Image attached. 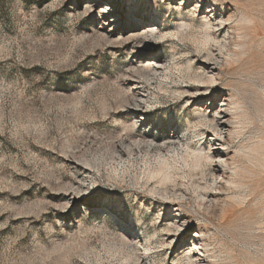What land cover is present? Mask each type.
Instances as JSON below:
<instances>
[{
	"label": "rangeland",
	"instance_id": "obj_1",
	"mask_svg": "<svg viewBox=\"0 0 264 264\" xmlns=\"http://www.w3.org/2000/svg\"><path fill=\"white\" fill-rule=\"evenodd\" d=\"M65 2V17L75 22L65 21L66 31L56 39L51 29L40 33L43 22L37 26L31 20L39 0L31 8L0 0L15 32L7 38L0 33V46L7 44L28 64L39 60L52 67L68 58L83 65L81 77L101 67L120 70L100 71L84 83L76 77L53 79L64 87L76 82L72 93L34 92L22 77L20 97H9L8 106L0 84V128L8 123L14 133L21 121L33 133L46 132L41 150L53 157L33 155L19 138L13 141L17 152L0 150V160L7 158L17 169L0 174V188L19 190L0 202V213L16 225L13 235L27 238L33 216L51 217L43 230L48 243L36 234L31 254L5 245L0 264H63L62 254L48 256L56 244L73 245L81 224L76 212L87 204L79 202L81 193L97 183L125 194L120 206L131 211L117 216L119 235L105 232L102 218L96 223L98 230L90 232L94 250H83L81 264H167L170 248L186 244L200 255L189 254L184 264H264V0H203V8L193 0H186L191 8L185 0H160L163 7L155 10V0H92L84 4L87 16L78 7L84 0ZM197 12L199 26L190 24ZM62 20L58 16L53 23ZM196 27L206 34L196 35L191 30ZM213 81L210 99L198 95ZM84 88L89 102L82 100L78 118L72 117L66 105ZM37 95L39 106L28 102ZM185 100L199 102L195 121L181 119L188 105H177ZM169 109L174 122L152 116L163 112L168 120ZM97 113L120 131L101 134L94 127ZM133 126L139 134L126 131ZM72 201L78 202L63 208ZM103 211L93 207L97 215Z\"/></svg>",
	"mask_w": 264,
	"mask_h": 264
},
{
	"label": "snow or ice",
	"instance_id": "obj_2",
	"mask_svg": "<svg viewBox=\"0 0 264 264\" xmlns=\"http://www.w3.org/2000/svg\"><path fill=\"white\" fill-rule=\"evenodd\" d=\"M17 2L23 5L25 8H31L33 4H36L37 0H17ZM92 0H84V3L78 5L80 9H83L81 15L87 16L89 11L84 8L85 3H91ZM151 2V0H150ZM172 4H180L181 0H167ZM193 5H198L200 8L204 7L203 0H193ZM157 6L163 7V4L160 3V0H155V3L152 4L153 9ZM38 11H36L31 20L34 25L39 26L41 22H43V27H40L39 31L43 35L46 30L51 29L54 33V38L59 39V34L66 31L64 27V22L74 23V18L69 20L65 17V12L68 10L67 2L61 4V0H39V4L37 5ZM185 7L191 8L192 5H188L185 0ZM219 7V5H217ZM225 7H228L225 4ZM62 17V20L58 25L54 24L53 21L56 17ZM188 19V17H184ZM0 33H4L6 38L15 35L14 29L11 25L10 18L6 17L3 14V9L0 8ZM202 21L200 19V15L197 12L196 19L190 21V24H195L197 26L201 25ZM159 27V24H157ZM190 26V25H189ZM189 26H186L189 27ZM147 27V25H146ZM196 35L203 36L205 35V30L202 27H196L191 29ZM183 31V29H182ZM25 39H32L31 36L25 37ZM172 39H176L175 36ZM36 43L35 40L32 41ZM2 51H0V84H3V104L8 106L9 97H14L18 99L20 97V91H17L20 80L22 77H28L31 85L33 87V91L37 92L39 89H48L53 90L54 88L59 91H67L69 93L73 92V88L76 86V82L73 83L72 86L64 87L62 84L53 85V79H57L59 81H64L65 79L76 77L79 83H84L86 80H90L94 78V75L100 71H107L109 75H114L116 71H119V67L117 68H109V67H101L97 70H94L92 75L85 74L81 77V73L83 72V65H77L76 62L70 61L68 58H64L59 61V63L54 62V66L49 67L43 63V61H33L31 64H28L22 57H17L14 53L11 52L8 45L5 44L0 46ZM148 56L154 54V50L145 53ZM4 81H8L9 83H4ZM208 87V86H205ZM216 87L215 81L212 82L208 91L202 90L198 93V95L205 97L206 99L211 98V89ZM28 102L39 106L40 97L37 95L35 97H28ZM43 99L47 100L48 95L47 92L44 93ZM75 103L66 105L67 108L71 109L70 115L72 117L78 118L79 110L82 108L81 101H84V104H88V89L84 88L79 90L75 97ZM15 102V99L13 100ZM20 103H24V100H20ZM199 102L196 100H185L181 105H177V109L184 107V104L188 105V108L184 112L183 118H187L188 121H195L197 119V115L193 112V109L197 106ZM152 116L159 120L162 123L174 122L176 117L174 112L169 109L168 110V120L164 119L163 112H153ZM98 123L94 125L97 130L101 134L105 133H115L120 131V129L114 125H112V121L110 117H106L103 114L97 113L95 118ZM19 127L13 133L12 128L8 123L4 125L3 128H0V150H6L9 153L17 152V144L13 143L17 138L24 141L29 148L33 149V155L39 152L42 156H47L49 159H53L49 152L42 151V140L43 137L47 134L46 132L33 133L32 126L30 124H25L21 121L16 122ZM200 128H206L207 126L204 124L199 125ZM50 132H55L54 128L49 129ZM130 134H139L138 131L135 130V126L127 129ZM124 133H121L123 135ZM34 136L36 138H34ZM17 169L14 167L13 163L7 162V158L0 160V174L4 176L11 175L15 173ZM27 176V173L24 174ZM19 178V177H17ZM30 179V177H28ZM19 191L18 189L4 187L0 188V202L6 199H13V191ZM30 192H24V196H30ZM123 195L118 194L114 191H109L105 186L101 183H97L93 185L91 189H88L85 186V191L81 193L83 197V201L79 202H87L84 209H78L76 215L80 218L81 224L79 225L76 231L79 233V236L76 235V232L73 234V245L69 246L68 244H56L51 249V253L48 258L51 259L53 256L63 255V264H81V261L85 258L84 249L92 248L94 250V245L92 238L90 236V232L93 229H96V223L102 218L104 223L100 225L101 228H104L105 232H109V234H117L119 235L123 230L120 228L117 216L122 215L124 212H130L131 209H128L127 206L122 209L120 206L119 200L123 199ZM119 196V199H116ZM17 200L23 199V196H17ZM78 201H72L71 203H65L63 208L71 209ZM35 207H39V205H35ZM52 207H56L53 205ZM93 207L102 208L104 211L99 215L93 213ZM138 205H133L132 208L135 209ZM7 212V209L5 210ZM31 215V214H29ZM50 216H44L41 218L40 216H33L29 223L32 224V230L30 231L27 238L24 237L23 233L13 235V230L16 225L9 223V217L4 213H0V248L5 245L12 247L18 251H23L25 253L31 254L34 252L33 243L38 242L36 234H40L41 239H45V242L49 241L44 237L43 230L46 227V221L50 220ZM21 221H17L20 223ZM91 226V228L86 227ZM75 228V225H74ZM98 230V229H96ZM183 231V228H181ZM127 235V233H124ZM172 235V233H169ZM82 237H89V239H83ZM57 239H63L57 234ZM118 254V253H117ZM191 254L194 257H199L200 253L198 250H194L191 247V244L180 245V246H172L169 250L167 257V264H184L186 257ZM39 255V253H36ZM109 258L111 260L116 259V255L109 253ZM203 264V261H201Z\"/></svg>",
	"mask_w": 264,
	"mask_h": 264
},
{
	"label": "bare ground",
	"instance_id": "obj_3",
	"mask_svg": "<svg viewBox=\"0 0 264 264\" xmlns=\"http://www.w3.org/2000/svg\"><path fill=\"white\" fill-rule=\"evenodd\" d=\"M213 121V120H212ZM216 121V120H215ZM211 123V122H210Z\"/></svg>",
	"mask_w": 264,
	"mask_h": 264
}]
</instances>
